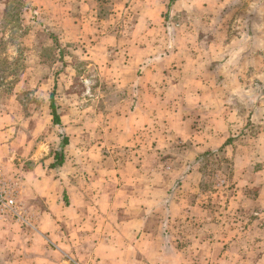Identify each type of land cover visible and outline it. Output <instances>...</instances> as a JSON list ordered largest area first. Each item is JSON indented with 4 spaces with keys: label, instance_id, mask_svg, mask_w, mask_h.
<instances>
[{
    "label": "rangeland",
    "instance_id": "1",
    "mask_svg": "<svg viewBox=\"0 0 264 264\" xmlns=\"http://www.w3.org/2000/svg\"><path fill=\"white\" fill-rule=\"evenodd\" d=\"M22 1L0 3V171L24 184L40 149L70 193L129 180L186 264H264V0ZM25 242L0 235V264H41Z\"/></svg>",
    "mask_w": 264,
    "mask_h": 264
},
{
    "label": "crops",
    "instance_id": "2",
    "mask_svg": "<svg viewBox=\"0 0 264 264\" xmlns=\"http://www.w3.org/2000/svg\"><path fill=\"white\" fill-rule=\"evenodd\" d=\"M13 138L9 130H0V147L12 148L16 144ZM41 153L40 149L30 152V160L35 161L33 169L28 172L27 182L19 181L20 192L23 187V192L31 194L26 206L21 202L32 225L0 216V235L7 234L13 225L20 229L26 239L23 249L33 254L35 262L186 264L185 248L172 241L173 231L163 228L161 199L152 195L138 197L133 183L126 179L108 180L107 188L95 196L91 185L73 184L69 198L70 187L62 175L54 179L47 171L42 178L34 174ZM40 165L44 168V162ZM47 169L52 170L49 166ZM21 196L22 193L20 200ZM197 208V203L190 204L191 220L195 219ZM171 217L175 222L180 216L172 214ZM42 252L44 255H40ZM52 254L58 255L57 262Z\"/></svg>",
    "mask_w": 264,
    "mask_h": 264
},
{
    "label": "built area",
    "instance_id": "3",
    "mask_svg": "<svg viewBox=\"0 0 264 264\" xmlns=\"http://www.w3.org/2000/svg\"><path fill=\"white\" fill-rule=\"evenodd\" d=\"M20 184L0 171V216L32 225L20 200Z\"/></svg>",
    "mask_w": 264,
    "mask_h": 264
},
{
    "label": "trees",
    "instance_id": "4",
    "mask_svg": "<svg viewBox=\"0 0 264 264\" xmlns=\"http://www.w3.org/2000/svg\"><path fill=\"white\" fill-rule=\"evenodd\" d=\"M5 1H8V3H10V4H11V2H14V3H15L16 5H18V6L23 5V1H22V0H13V1H10V0H0V3H4ZM171 1H175V0H171ZM9 16H10V15H9ZM6 19H8L7 16H6L5 20H1V21H0V31H1V30H4V29L9 25V23L11 22V21H7ZM17 20H18V17H17L16 21H17ZM16 23H17V22H16ZM17 25H18V23H17ZM0 79H1V81H2V80L4 79V76L0 75ZM51 106H52V107L54 106L53 97H52ZM53 114H54V119H55V121H56V122H59V115L55 112V110H54ZM63 140H64V141H63L62 143L66 145V143H67V138H66V137H63ZM58 154H59V155H58ZM55 158H56V161H55V163H52L51 167L55 168V167H60L61 165H63V162H64V156H63V154H62V151H60V153H56Z\"/></svg>",
    "mask_w": 264,
    "mask_h": 264
}]
</instances>
